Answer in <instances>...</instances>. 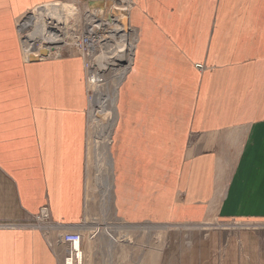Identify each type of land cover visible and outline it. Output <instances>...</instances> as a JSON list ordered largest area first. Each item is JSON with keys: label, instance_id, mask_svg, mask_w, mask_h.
I'll use <instances>...</instances> for the list:
<instances>
[{"label": "crops", "instance_id": "1", "mask_svg": "<svg viewBox=\"0 0 264 264\" xmlns=\"http://www.w3.org/2000/svg\"><path fill=\"white\" fill-rule=\"evenodd\" d=\"M58 1L63 3L0 0V170L14 184L26 216L46 215L50 228L1 227L0 264H62L67 249L52 236L72 231L84 214V61L74 55L26 60L18 27L20 17L39 7L21 26L28 30L26 43L34 45L35 30L44 25L37 20L43 5ZM134 7L131 22L140 32V54L156 58L158 78L174 83L169 64L175 48L204 65L200 71L190 62L183 67V103H194L189 119L200 137L195 160L185 165L189 203L204 208L210 199L202 182L210 158L219 213L264 219V0H135ZM63 42H55L56 51ZM33 49L25 51L31 52L27 57ZM135 75L142 88L138 68ZM191 167L199 182L194 177L190 182ZM132 193L125 186L120 197ZM234 258L212 264H231ZM141 261L138 257L135 264Z\"/></svg>", "mask_w": 264, "mask_h": 264}, {"label": "rangeland", "instance_id": "2", "mask_svg": "<svg viewBox=\"0 0 264 264\" xmlns=\"http://www.w3.org/2000/svg\"><path fill=\"white\" fill-rule=\"evenodd\" d=\"M116 1H58L43 5L46 8L37 18L40 24L51 25L68 37L65 45L47 58L80 56L87 68L84 214L81 227H72L82 230V264H135L138 257L142 259L140 264H212L215 259L226 263L228 257H236L231 264H264V219H236L219 213L213 203L215 183L210 158L206 181H202L210 199L204 208L188 201L190 183L188 186L185 165L195 160L200 137L193 132L189 119L194 103H183V67L190 62V67L200 71L204 65L190 61L175 48L169 64L174 83L168 85L158 78L156 58L140 54V32L131 22L135 0L122 1L119 14L121 20L127 16V41L116 44L115 54L113 42L108 50L101 44L86 49L76 45L83 33L89 34L88 17L93 12L97 20L114 18ZM124 6H128L127 13ZM38 8L33 9L35 14ZM32 11L18 20L26 60L35 57L25 53L34 45L26 43L28 30L21 26ZM103 25L107 26L105 30L112 28L110 23ZM136 68L142 76L138 82L142 88L135 84ZM93 75L95 83L90 81ZM187 89L192 92V82L187 83ZM192 97L189 93L187 101ZM190 172L191 182L196 176L192 167ZM125 186L133 190L126 200L120 197ZM23 226L42 229L44 225L26 216L14 184L0 170V228ZM58 235L54 233L52 238L67 249ZM66 256L62 264H66Z\"/></svg>", "mask_w": 264, "mask_h": 264}, {"label": "bare ground", "instance_id": "3", "mask_svg": "<svg viewBox=\"0 0 264 264\" xmlns=\"http://www.w3.org/2000/svg\"><path fill=\"white\" fill-rule=\"evenodd\" d=\"M122 1L123 0H117L116 1L117 3L115 4L114 10L112 9L113 13H114V18L111 21H108L109 20L108 18L107 19L104 18V20H103V18L101 20H97V18L95 17L96 12H93L94 14L90 17V19L88 17V20H90V23H91V28L89 30V34L91 35L89 48H91L92 45H94L93 47H95V46L101 44L102 49L105 50L107 48L106 50H108V47L111 46L110 42H113L115 45V46L113 45L114 46L113 50H114V54H115L117 52V51H115L117 49L116 44H121V43H124L125 41H127L126 40V33L128 30V28H127V16H125V18L123 20H121L120 14H119L121 11L120 7L124 5V2H122ZM35 11L36 10H33L30 16H33L35 14ZM123 12L124 13L128 12V6H124ZM104 22H105V24H107V23L111 24L110 27H112V28L110 30L108 29L109 31L105 30L107 26L103 25ZM89 27H90V25H89ZM119 27H121V28H119ZM102 30H104V31L102 32ZM107 31H108V33H107ZM98 33H100L101 35H98ZM35 38L37 41L34 44V49L37 48L36 45H39V46L49 45V46H51V48H53V50L55 52H57L55 49V42L61 41V40L66 42L68 39V37L65 34H63V32L59 31V29L54 28L53 26L47 25V24H44L42 27H39L35 30ZM78 43L79 42H76V45ZM92 43H94V44H92ZM109 49H111V48H109ZM133 49H134V47H133ZM111 52H113V51H111ZM30 53L31 52L27 53V56H29ZM90 81H91V83L92 82L95 83V76L94 75L91 76ZM42 228L46 229V230L50 229L49 226H47V225L42 226ZM81 254L83 255V251ZM67 262H66V264H67ZM71 264H73V263H71ZM80 264H82V261Z\"/></svg>", "mask_w": 264, "mask_h": 264}, {"label": "built area", "instance_id": "4", "mask_svg": "<svg viewBox=\"0 0 264 264\" xmlns=\"http://www.w3.org/2000/svg\"><path fill=\"white\" fill-rule=\"evenodd\" d=\"M90 40H91V35L88 33H83L81 38L77 41L79 42L77 44V46H81L83 49L89 48V44H90ZM37 48L33 49V53L36 56H39L40 58H45L43 56H40L39 54V50L41 48H47L49 50V56L52 55L53 53H55V51L53 50V48H51V46L49 45H36ZM39 47V48H38ZM83 55V54H82ZM84 57V55H83ZM84 60V67L86 68L85 65V59ZM86 72H87V68H86ZM87 74V73H86ZM87 81H88V75H87ZM47 219L46 215H40L37 217V221L39 222L40 226L45 225V223L43 221H45ZM81 227V224L79 225H75V227ZM60 241L65 243L67 245V256L65 257V263L70 260L71 263L73 264H80L82 261V245H83V234H82V230L80 229H76V230H72L69 232H66L62 235H60Z\"/></svg>", "mask_w": 264, "mask_h": 264}, {"label": "water", "instance_id": "5", "mask_svg": "<svg viewBox=\"0 0 264 264\" xmlns=\"http://www.w3.org/2000/svg\"><path fill=\"white\" fill-rule=\"evenodd\" d=\"M39 54H40V56H43V57H48L49 56V50L47 49V48H41L40 50H39ZM34 55V54H33ZM32 55V56H33ZM35 57H29L30 58V60H38V59H40V57L39 56H36V55H34Z\"/></svg>", "mask_w": 264, "mask_h": 264}]
</instances>
